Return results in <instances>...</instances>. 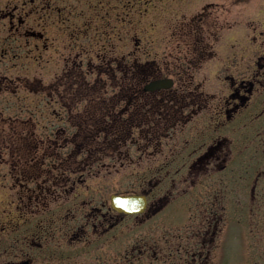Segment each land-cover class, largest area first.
I'll return each mask as SVG.
<instances>
[{"label":"flooded vegetation","instance_id":"1","mask_svg":"<svg viewBox=\"0 0 264 264\" xmlns=\"http://www.w3.org/2000/svg\"><path fill=\"white\" fill-rule=\"evenodd\" d=\"M230 2L206 1L168 25L154 58H141L148 51L139 42L119 58L112 0L107 39L92 47L79 23L81 0H0V192L10 183L6 194L16 207L8 213L0 201V264H35L41 252L60 263L68 243L109 246L117 232L127 233L126 222H154L176 201L186 209L175 223L187 220V244L166 239L157 219L149 225L154 239L136 240L118 258L97 256V264H212L222 257L230 219L244 221L251 262L264 263V5L257 22L246 19L247 32L229 42ZM85 54L98 61L84 67ZM51 59L53 79L31 74V65ZM88 72L97 78L85 79ZM158 80L165 82L151 85ZM39 104L51 107L47 118ZM153 154L159 158L143 173L154 172L148 186L113 192L144 196L142 211H117L113 193L97 205L81 197L105 158L144 168ZM167 178L171 189L155 193Z\"/></svg>","mask_w":264,"mask_h":264},{"label":"rangeland","instance_id":"2","mask_svg":"<svg viewBox=\"0 0 264 264\" xmlns=\"http://www.w3.org/2000/svg\"><path fill=\"white\" fill-rule=\"evenodd\" d=\"M206 1L209 0H112L115 6L113 16L112 11L110 10V18L113 19L114 17V38L112 42L114 44L117 57H123V53L129 48L136 49V44L139 42V45L148 51V54L141 56V58H154L156 50L161 47L162 34L166 35V29L171 27L168 25H176L178 24L177 22L181 21V19H184V17L188 18L191 13L200 9L201 5ZM228 1L230 2V0ZM81 3L83 14L82 18L79 20V23L83 25L84 44L86 42L90 43L92 41L89 45V47H92V43L96 38L100 43L103 41V39H107L109 26L106 22L110 15L107 12L108 0H81ZM263 5L264 0H243L238 1L237 3H235V0H232L229 3V12L224 18V24H227L228 26L226 31L223 32L224 38L231 42L235 38L240 37V33H243L244 31L247 32V29L244 28L246 19L251 18L252 20L253 18L256 20V11L257 9L259 10ZM255 22H257V20ZM97 25L98 30L95 28ZM97 33L99 34L100 38L96 37ZM229 42L228 51H233L234 48L232 45H229ZM237 48L238 46L236 47V50ZM93 49L94 47L91 48V50ZM49 58L51 57L49 56ZM82 58L84 67H87L86 62L89 63L88 60H90L92 63H96L98 61L97 56L95 57L90 54H85ZM54 59L55 58H53V60ZM61 60L64 62L63 59ZM62 61L57 60L56 62H59L61 65ZM57 66L58 65L55 64L52 59L50 64H47L46 61L39 63L37 62L31 65V74H34L36 77L42 79V81H48L54 78ZM88 67L91 70L93 66L88 65ZM202 72L204 71L202 70L201 73ZM88 73H84L85 79L88 78L93 80L97 78L96 72ZM114 79L119 81L120 78L117 76ZM37 95L42 96L44 94L38 93ZM39 105V111L44 114L45 118H47V112L51 107L46 105L44 106V104ZM31 109L37 110L36 107H33L32 105ZM40 121L44 122L45 119L41 117L38 119V123H40ZM36 128H38L37 130L41 129L39 126ZM158 158V154H153L147 157V160H150V162L148 163V166H145L144 168L138 165L135 166L127 163L124 165L117 164L114 166L111 159L105 158V164L100 167L94 166L92 168L93 173L87 177L84 184V187L87 189V193L85 192V194H83L81 197L84 199V201L90 197H94L95 200L91 203V205H97L104 200H107L106 202L108 203L109 196L113 192L139 190L140 188L148 186L147 179L154 172H151L144 177L143 173H145V170L148 169V167H152ZM152 169L153 168H150L149 170L151 171ZM142 182L144 183L142 184ZM170 184L171 180L170 178H167L164 183H161L160 186H157L154 189V191L157 190L155 193H162L164 188L167 186L171 189ZM5 185L7 186L3 189V192H0V201L3 203L1 208H5V210H7L9 213L11 209H14L15 203H13L14 201L11 200L12 197L9 198V194H6L8 186L11 184L6 183ZM169 194L174 195V191L170 190ZM177 202L180 201L171 202L168 204V206H166L154 220H163L164 235L167 236L166 239H169L170 242L176 241V244H178V242L181 244H187V220H185V222L180 221L181 223L178 224L175 223L177 220L186 217L187 213L186 209L175 205ZM69 203L68 205H70ZM51 207L54 208L57 207V205L52 204ZM4 217H6L5 214ZM10 217L13 216L11 215ZM35 217L37 219L39 216L36 215ZM140 219L141 218L137 219L139 223ZM155 221H147L146 223L142 222L143 224L136 225L134 221L129 220L128 224L126 222L127 225L124 224L127 233L122 236L119 232H117V241H113V244L110 243L109 246L107 243L102 241H100L98 245L93 244L90 246H83L84 244L80 242L78 244L77 242L73 244L68 243L65 248H62L64 249V256L67 258L62 259L63 262L59 263V260H56L55 262L54 259H52L50 263V261L44 259V254L41 252L37 255L38 257L36 258L35 264H97V256L105 259L106 256H109L113 253L115 258H118V256L121 257L126 253H131V247L135 245L134 243L136 240L140 238L154 239V237H156L155 229L151 227L152 224H155ZM14 232L4 233L14 234ZM9 238L11 237L9 236ZM250 239L251 237L244 221L242 220L241 222H235L234 219H230V224L225 235V242L221 251L222 257L215 260L212 264H264L251 262V258L249 256H251L254 252L249 247L251 242ZM83 241L85 242V239ZM133 252H135L134 254H137V251L134 250ZM214 252L216 253L215 250ZM69 254L72 255L69 256ZM174 254L178 256H187L185 248H181L179 251L178 248H175ZM142 262L143 259L135 258L134 260L130 261V263L122 261L121 264H143ZM153 264H157V262L154 260Z\"/></svg>","mask_w":264,"mask_h":264},{"label":"water","instance_id":"3","mask_svg":"<svg viewBox=\"0 0 264 264\" xmlns=\"http://www.w3.org/2000/svg\"><path fill=\"white\" fill-rule=\"evenodd\" d=\"M165 80H158L152 82V86H158ZM112 207L117 211H122L126 213H136L143 210L145 207V197L141 195L134 194H111Z\"/></svg>","mask_w":264,"mask_h":264}]
</instances>
